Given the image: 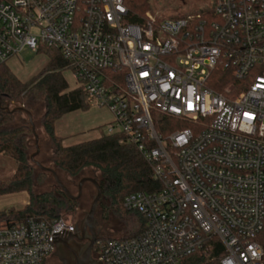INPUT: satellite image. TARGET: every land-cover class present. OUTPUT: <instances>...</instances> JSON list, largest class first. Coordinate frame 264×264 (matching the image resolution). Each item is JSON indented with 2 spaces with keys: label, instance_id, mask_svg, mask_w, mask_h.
<instances>
[{
  "label": "built area",
  "instance_id": "1",
  "mask_svg": "<svg viewBox=\"0 0 264 264\" xmlns=\"http://www.w3.org/2000/svg\"><path fill=\"white\" fill-rule=\"evenodd\" d=\"M207 6L133 22L125 0H0V66L60 51L90 106L111 114L107 135L160 184L125 198L146 232L97 241L102 264H264V0ZM62 230L75 226L0 224V264H48Z\"/></svg>",
  "mask_w": 264,
  "mask_h": 264
},
{
  "label": "trees",
  "instance_id": "2",
  "mask_svg": "<svg viewBox=\"0 0 264 264\" xmlns=\"http://www.w3.org/2000/svg\"><path fill=\"white\" fill-rule=\"evenodd\" d=\"M152 2L153 0H125L133 22L154 11ZM205 11H213V8L206 6L193 14ZM187 15L188 13L175 15L171 19ZM40 53L45 54L48 64L40 74L28 81L22 80L7 65L8 62L0 66V155L12 158L17 165L10 179H0V198L28 195V202L23 208L0 211V224L20 225L29 220L53 224L55 221L64 220L75 226L73 219L81 199L69 200L56 184L54 190L35 193V185L39 180L35 172L37 166L28 156V139L30 135H34L30 127L21 122L22 119L18 120V117L22 116L21 113L12 114L6 110L20 106L32 110V106L42 105L45 112L40 122L51 141L53 169L58 175L61 172L70 178H78L84 172L94 170L102 191L98 210L104 218L114 216L122 229L119 237L101 236L98 241L128 240L143 235L147 228L145 217L138 212L126 210L124 200L134 193L160 189V184L154 179L151 165L135 146L123 141L124 137L121 135H101L88 142L67 145V138L57 134L56 124L73 112L89 110V99L85 90L78 84L75 88L70 87L63 74L70 70V64L60 51L41 48L37 54ZM117 77L121 86H124V72ZM215 89L223 90L222 87ZM17 120L19 125L16 126ZM46 175L51 176L50 173L40 171L39 177L44 178ZM69 217L72 220H69ZM210 263L204 255H198L186 262Z\"/></svg>",
  "mask_w": 264,
  "mask_h": 264
},
{
  "label": "rangeland",
  "instance_id": "3",
  "mask_svg": "<svg viewBox=\"0 0 264 264\" xmlns=\"http://www.w3.org/2000/svg\"><path fill=\"white\" fill-rule=\"evenodd\" d=\"M212 2L213 0H153L152 4L154 11L150 13L157 15L159 18H172V16L186 13L190 15L197 10L205 8L207 5H211ZM47 64L48 59L45 54H34L29 50H25L20 56L13 58L7 63V65L24 81H28L40 74L46 68ZM63 74L71 88L77 87V83L73 78L71 70H66ZM30 111L33 112L36 131L39 136L40 153L36 160L45 167L53 168L51 163V141L46 135L40 122V119L45 112L44 107L42 105L32 106V110ZM19 119H25V116L22 115L18 117V120ZM18 120L15 123L16 126L19 125ZM111 121L112 116L107 109L91 106L87 111H76L62 118L56 124V132L59 136L67 138V145H75L94 140L101 135H107L108 125ZM28 142V156L31 158V155L36 152L35 138L30 135ZM16 167V162L12 158L0 155L1 180L10 179L14 174ZM35 172L37 178H39L35 185V193L40 194L55 189L54 180L50 175L40 178V171L36 167ZM59 175L61 181L68 187L74 196L78 195V184L82 178L97 179V177H95L97 173L94 172V170H88L78 178H70L68 175L61 172ZM95 194V188L91 184L85 183L83 185V196L80 200V207L73 219L75 227L76 224L77 227H79L81 222L85 219L86 214L90 210L91 202ZM27 202V194L2 197L0 198V211L9 208L21 209ZM96 219L97 227L101 230V236L119 237L122 234V229L114 216L110 215L108 218H104L102 217L100 210H98ZM69 220L72 219L69 217ZM48 264H60V262L57 258L52 256L49 259Z\"/></svg>",
  "mask_w": 264,
  "mask_h": 264
},
{
  "label": "water",
  "instance_id": "4",
  "mask_svg": "<svg viewBox=\"0 0 264 264\" xmlns=\"http://www.w3.org/2000/svg\"><path fill=\"white\" fill-rule=\"evenodd\" d=\"M9 113H21L25 116L21 122L27 124L35 138L36 152L31 155V161L37 168L46 173H50L53 177L57 187L65 194V196L72 201H79L83 195V185L90 183L96 191L92 199L89 212L86 214L85 219L81 222L80 226L75 227V232L71 234L69 231L62 230L60 233L53 234V243L56 244V251L52 254L58 259L60 264H102L93 258V249L99 240L96 226H97V212L99 203L102 197L101 187L96 178H82L78 184V195L74 196L68 187L61 181L56 170L50 167L43 166L36 160L40 153L39 136L36 131L33 112L25 107H16L13 110L6 108ZM101 231V230H100ZM88 240L87 244H81V241ZM51 255V257H52Z\"/></svg>",
  "mask_w": 264,
  "mask_h": 264
},
{
  "label": "flooded vegetation",
  "instance_id": "5",
  "mask_svg": "<svg viewBox=\"0 0 264 264\" xmlns=\"http://www.w3.org/2000/svg\"><path fill=\"white\" fill-rule=\"evenodd\" d=\"M96 232H97L98 238H100L101 237V231L98 229L97 226H96ZM80 243L81 244H87L88 240L81 241Z\"/></svg>",
  "mask_w": 264,
  "mask_h": 264
}]
</instances>
